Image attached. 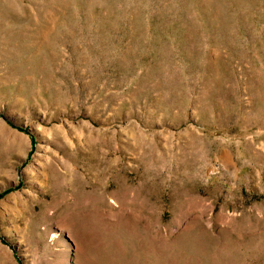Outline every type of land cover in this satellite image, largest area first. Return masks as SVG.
Instances as JSON below:
<instances>
[{
    "label": "rangeland",
    "instance_id": "374dc122",
    "mask_svg": "<svg viewBox=\"0 0 264 264\" xmlns=\"http://www.w3.org/2000/svg\"><path fill=\"white\" fill-rule=\"evenodd\" d=\"M0 264H264V0H0Z\"/></svg>",
    "mask_w": 264,
    "mask_h": 264
}]
</instances>
